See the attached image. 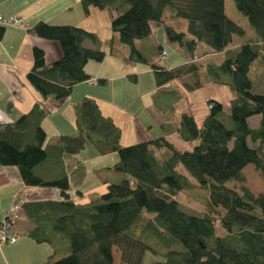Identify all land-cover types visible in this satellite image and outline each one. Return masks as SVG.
<instances>
[{
	"label": "trees",
	"instance_id": "16d2710c",
	"mask_svg": "<svg viewBox=\"0 0 264 264\" xmlns=\"http://www.w3.org/2000/svg\"><path fill=\"white\" fill-rule=\"evenodd\" d=\"M235 1L256 29L254 41L235 43V36L244 34L245 28L227 14L225 0H81L85 13L92 6L110 12L113 34L106 40L108 51L150 63L158 86L184 73H200L194 62L200 43L220 53L221 61L206 63L201 73L204 79L232 89L229 115L233 124L229 126L223 118L224 104L210 99L212 106L201 126L190 113L173 123V130L191 144L190 149L178 146L166 134L123 145L121 128L91 96L74 105L77 134H62L53 144L45 143L40 120L46 110L39 103L14 122L0 124V163L18 166L28 185L60 188V200L24 204L34 222L29 235L52 246L49 264H113L114 247L120 248L123 264H139L148 249L162 256L160 264H264V194L254 196L245 187L240 192L226 184L242 177L249 163L264 177V92L254 91L249 73L254 60L262 57L264 61V0ZM180 17L187 19V31L168 21ZM152 21L164 25L170 42L186 46L192 55L189 62L171 68L150 62L152 54L142 44L152 36ZM28 30L58 40L63 51L59 59L47 62L44 49L33 47L27 79L43 99L68 96L76 83L91 78L86 62L102 60L106 54L98 34L80 25L39 20ZM87 39L96 47L84 46ZM164 51L160 47L162 55ZM254 114L261 116L257 127L249 123ZM87 142L100 154L116 151L119 158L109 167L124 177L79 203L71 197L67 174L52 176L41 172L40 166L48 161L53 147L64 161L65 155L80 152ZM179 165L207 190L208 210L200 215L180 207L179 193L194 182ZM218 206L225 210L224 234L217 231L210 213L211 207Z\"/></svg>",
	"mask_w": 264,
	"mask_h": 264
},
{
	"label": "crops",
	"instance_id": "0c3cea01",
	"mask_svg": "<svg viewBox=\"0 0 264 264\" xmlns=\"http://www.w3.org/2000/svg\"><path fill=\"white\" fill-rule=\"evenodd\" d=\"M105 11L109 16H105ZM0 13L4 17L16 15L21 18L19 24L0 22V124L14 122L39 103L46 110L40 120L46 132V145L53 144L62 134H77L74 105L83 97L91 96L97 100L102 113L110 116L121 128L120 141L123 145L166 134L178 146L190 149L191 144L178 131L173 130V123L183 113H190L201 126L209 113L210 99L218 100L225 108H229L234 97L228 85L204 79L201 71L205 64L202 62L221 54L208 48L198 53L201 44L195 51L194 61L200 73H184L158 86L150 63L126 60L108 51L106 40L113 34L110 12L92 6L89 13H85L81 0H0ZM92 17L102 18L103 25L92 24ZM39 20L53 24H75L93 30L102 40L101 47L106 50L102 60L89 59L86 62L84 67L91 78L76 83L71 93L64 98L43 99L27 79V73L33 65L34 46L44 49L47 62L57 60L63 54L58 40L28 30ZM151 27V38L142 44L145 52L149 53L156 45L160 52L163 40L174 43L168 40L164 25L152 21ZM83 44L96 47L88 39ZM174 47L179 54L182 53L180 56L167 59L160 53L162 58H153L152 55L150 62L171 68L192 59L185 45L178 43ZM221 94H225L227 104L221 99ZM59 156L53 147L48 161L40 166V170L52 176L67 174L71 181V197L79 203L87 202L94 193L105 192L109 183L124 177V173L109 167L118 160V153L113 151L100 154L90 142L80 152L65 155L64 161ZM61 198L59 187L28 185L23 181L18 166L0 163V221L13 206H18L12 211L13 229L18 237L16 242L0 246V264H49L48 256L52 246L48 242H38L29 235L34 222L28 216L24 204ZM116 248H113V253ZM113 264H118L115 255ZM119 264H123L122 261Z\"/></svg>",
	"mask_w": 264,
	"mask_h": 264
},
{
	"label": "rangeland",
	"instance_id": "374dc122",
	"mask_svg": "<svg viewBox=\"0 0 264 264\" xmlns=\"http://www.w3.org/2000/svg\"><path fill=\"white\" fill-rule=\"evenodd\" d=\"M225 9H226L227 14L231 18L238 21L245 28L244 34L235 36V43H245V42L254 41V39L257 36L256 29L254 28V26L251 25V23L248 20V17L237 7L236 1L235 0H225ZM167 12H171V8H168ZM104 14L105 16H109L107 11H105ZM91 20H92V24L100 23L101 25H103L102 18L96 19L95 17H92ZM168 21L174 27L178 29H184L187 31V24H188L187 19L182 18V17L176 20L169 18ZM110 26H111V19H110ZM189 36L190 35L187 34L186 37H189ZM200 44H201L200 45L201 47L198 48V51H197L198 53L204 52L207 48L211 49L210 46L204 42ZM162 45L167 50L166 55H164V57L167 59L173 58V56H180L182 54V53L179 54L178 51L174 49L175 48L174 45L175 46L178 45V42H174L172 44V43H169L163 40ZM149 52L152 53L153 58H157L160 56L158 45H156L155 48L151 49ZM221 59H222L221 56H218V55L215 57H209V58H206L204 62H202V64H206L209 61L211 62L221 61ZM249 73L254 81V87H253L254 91L264 92V61L262 57H258L256 60H254L251 63ZM204 74L205 73H203V75ZM199 94L201 93L199 92ZM221 99L223 101H226L225 104H227L228 100L226 99L225 94H221ZM224 112L225 113H224L223 118L225 119V122L229 126H231L233 122L229 115L230 108L226 106ZM260 119H261L260 114H254L250 116L249 123L252 127H257L260 124ZM248 143L250 145L254 144L250 137H248ZM179 170L183 171L190 178V180L194 182V184H192L190 187H187L186 189L181 190V192L179 193L180 195L178 196V200L180 201V207L186 212L193 213V214L200 215L206 212L208 210L207 190L205 188L200 187L197 183L195 184V181H196L195 177L191 175L183 165H179ZM226 184L230 187H233L239 190L240 192H242L243 187H245L254 196L264 194V177L260 169H257L253 163L247 164L242 169V177L236 178V179H230L226 182ZM210 209H211L210 210L211 215L216 220L217 231L220 234H224L225 229L222 227L221 219L225 213V210L219 206L211 207ZM139 252L140 250L138 251V253ZM114 255H115V262L119 264L121 261V258L119 257L121 255V250L119 247H117L116 250H114ZM160 260H162V256L155 254L154 252L148 249L142 252L140 260H139V264H160L159 262Z\"/></svg>",
	"mask_w": 264,
	"mask_h": 264
},
{
	"label": "built area",
	"instance_id": "2783aa9c",
	"mask_svg": "<svg viewBox=\"0 0 264 264\" xmlns=\"http://www.w3.org/2000/svg\"><path fill=\"white\" fill-rule=\"evenodd\" d=\"M2 21H5L6 23L19 24L21 21V18L16 15H13L10 17H4L0 13V22ZM164 53H166V51H164L163 54ZM211 106L212 104L209 102V107ZM17 207H18L17 205L13 206L11 208V211L6 212L3 219L0 221V246L8 242H11V243L16 242L17 240V237H18L17 233L13 229L14 216L12 214V211L16 210Z\"/></svg>",
	"mask_w": 264,
	"mask_h": 264
}]
</instances>
